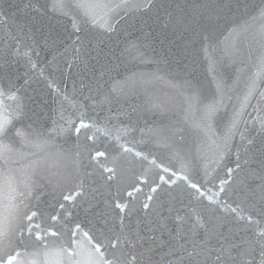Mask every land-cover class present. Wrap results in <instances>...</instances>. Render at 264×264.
I'll return each instance as SVG.
<instances>
[{"label": "snow or ice", "instance_id": "obj_1", "mask_svg": "<svg viewBox=\"0 0 264 264\" xmlns=\"http://www.w3.org/2000/svg\"><path fill=\"white\" fill-rule=\"evenodd\" d=\"M78 7L83 23L72 19L71 31L62 35L40 0H0V264H264V88L257 87V77L264 78V0H115L104 5L110 15L100 24L90 15L95 5L81 0ZM60 10L69 15L63 6ZM232 15L262 23L257 71L244 81L242 95L229 89L213 64L216 88L210 96L187 80L180 88L181 114L190 116L193 109L200 114L194 130L185 120L164 116L141 132L142 140L147 135L170 151L179 149L173 155L186 162L189 155L195 159L197 143L208 139L213 122L220 127L227 120L228 137L241 133L235 167L215 179L206 168L201 183L185 167L177 172L152 151L138 150L133 133L140 129L132 124L138 110L113 107L122 98L107 85L126 60L188 71L193 50L207 54L217 45L221 23ZM45 53L53 54L48 68H59L57 54L64 57L61 74L75 68L71 99L66 86L45 75L40 63ZM37 79L50 91L30 106L27 91ZM106 105L108 114L101 118ZM144 108L170 110L159 97L149 98ZM121 115L128 128L114 123L124 122ZM45 116L55 125L52 131L44 130ZM14 121L30 123L20 128ZM249 124L246 134L240 125L247 130ZM61 134L75 137L71 151L79 168H93L108 182L127 164L134 182L118 187L100 206L76 168H62L66 150L56 143ZM186 135L192 136L191 145L181 143ZM99 136L113 141L111 150L99 146ZM146 161L158 169L155 175L144 170ZM44 195L59 211L42 209ZM62 201L73 207L87 203L91 219L72 218Z\"/></svg>", "mask_w": 264, "mask_h": 264}, {"label": "water", "instance_id": "obj_2", "mask_svg": "<svg viewBox=\"0 0 264 264\" xmlns=\"http://www.w3.org/2000/svg\"><path fill=\"white\" fill-rule=\"evenodd\" d=\"M80 2L81 0H40V3L47 5L51 23L56 28V31L60 32L62 35H66L65 29L71 31L72 19L75 18L78 22L83 23L84 12L78 7ZM83 2L95 5V7L90 9V15H94L96 17V23L100 24L110 15L104 5L114 3L115 0H83ZM134 2L139 3L140 0H134ZM213 2H217V0H213ZM224 2L227 3L228 0H224ZM250 2L258 4L260 0H250ZM61 6L69 12V15L62 14L60 10ZM261 26V21H253L249 16H230L227 21L221 23L218 29V46L213 45L212 49L207 54H202L198 48L193 50L188 61L191 65L188 71L177 68L175 65H168L165 63L157 64L151 61L140 62L139 60H126L124 64L121 65L119 71L112 74V79L107 87L114 96L122 98V102L118 106L113 107L123 109L124 112L129 111L132 106H135L138 110L136 116L139 117V120L137 121L136 116L132 119V124L140 129V131L133 133L135 136L134 142L138 145V150L143 149L146 153L152 151L154 158H156L158 162L161 160L164 161L167 166L174 168L177 172H179L182 167H185L188 174L201 183L205 180L204 173L206 168L213 169L210 178L215 179L217 176L224 178L226 167H235V151L239 150L241 147V133L237 132L234 134V137H228L227 120H225L224 124L220 127L215 125V121L213 122L211 131L206 134L208 139L203 143H197L195 159L193 160L192 156L189 155L186 162L178 161L173 155V153L179 151V149L172 148L170 151L169 148L159 146L155 140L149 141L147 135H145V138L142 140L141 132L145 127L151 129L153 127V121L159 124L164 116H174L175 118L185 120L187 127L190 130H194L199 124L200 114L195 109H193L190 116L181 114L179 109L180 88L187 80L194 87L200 89L203 94L210 96L216 88V84L213 82V72L211 70L213 64H215L216 70L222 74L229 89L233 92H236L238 89V94L242 95L244 91V81L248 79L249 75L255 74L257 71V69L253 67V64L259 63L258 56L260 54V49L258 32ZM225 27H227V31H225ZM52 57V53H45L40 57L41 66L45 68V75H50L59 87L63 88L66 86L71 99V75L75 72V68L73 67L71 72L66 70L61 74L59 69L64 68V57L57 54L56 64H58L59 68L50 69L47 67V63L52 60ZM20 71L23 72V69L21 68ZM169 72L171 74H169ZM153 75L160 78L153 79ZM19 82L22 83V81ZM257 87L264 88V78L257 77ZM49 91L46 82L43 79H37L28 89L27 97L30 99L26 98L25 103L30 106H35L41 101V97H48ZM151 97H159L161 100H166L170 110L165 112L146 110L144 106ZM254 100L255 97H253V102ZM172 105H176L177 107L172 108ZM107 108L108 106L106 105L101 118H103V115L108 114ZM113 115H115V112ZM217 115L222 116L223 111ZM252 115L255 116L256 113ZM120 120L124 122L120 123L119 121H114V123L120 129L128 128L127 116L121 115ZM13 123L20 128H24L25 125L30 122L24 121L20 123L19 121H14ZM41 123L45 131H52L55 127L53 122L47 119V116H45V119ZM240 128L247 134L250 133L252 125L249 124L247 130L243 129V125H240ZM177 131L184 134L183 128ZM251 134L254 135L255 133ZM98 139L102 142L99 146L109 150L112 149V140L105 139L103 136H99ZM192 139L191 135H186L185 140L181 143L191 145ZM74 140V136L69 137L67 134H61L56 138V143L62 145L63 149L66 150L61 157L62 168L68 172L76 168L80 174L81 180L85 183V188L91 190L92 195L101 202L100 206H103L102 202L105 199L116 193L118 187L123 190L128 184L134 182L133 170L130 169L127 164L122 165L120 176L117 180L108 182L104 180L100 172L93 168H88L86 170L79 168L74 162L71 151ZM225 140H227V149L225 148ZM114 155L118 154L114 153ZM136 170H139V165H137ZM144 170L149 175H155V172L158 171V169L153 168L147 161L144 164ZM85 172L87 173L86 175ZM106 175L107 173H104V176ZM241 179H243V176H241ZM65 186L70 187L71 185L66 184ZM144 190L147 191V188L145 187ZM77 199L79 200L80 198L77 197ZM45 201H53L50 196L44 195L41 197L40 205L47 213L59 211L58 208L49 207ZM63 203H65V209L73 214L72 218L84 223H87V221L91 219V216L84 211L88 206L87 203L82 202L81 205L77 207H73L71 202ZM81 242L86 243L83 238Z\"/></svg>", "mask_w": 264, "mask_h": 264}]
</instances>
